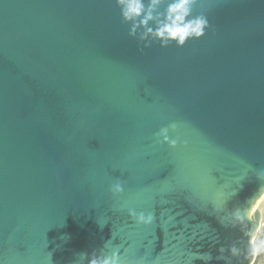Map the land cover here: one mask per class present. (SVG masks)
Returning a JSON list of instances; mask_svg holds the SVG:
<instances>
[{"label":"water","instance_id":"obj_1","mask_svg":"<svg viewBox=\"0 0 264 264\" xmlns=\"http://www.w3.org/2000/svg\"><path fill=\"white\" fill-rule=\"evenodd\" d=\"M194 11L204 37L141 54L115 0H0V264L107 242L127 264H225L231 212L264 183V0ZM171 121L187 147L155 142Z\"/></svg>","mask_w":264,"mask_h":264},{"label":"clouds","instance_id":"obj_2","mask_svg":"<svg viewBox=\"0 0 264 264\" xmlns=\"http://www.w3.org/2000/svg\"><path fill=\"white\" fill-rule=\"evenodd\" d=\"M199 3L200 0H115L122 22L129 26L127 34L137 41L141 54L153 45L182 48L189 40L204 37L212 26L205 12L194 11ZM178 129L176 121L161 126L153 134L155 142L170 149L187 147V140L180 141ZM254 171L264 182V168ZM108 190L113 196H119L125 187L120 179H116ZM127 214L132 221L145 226L153 224L156 219L154 212L137 211L133 207L127 209ZM226 227L236 229L240 236L219 250L225 264L233 261L237 264H264V183L260 184L258 194L231 212V221ZM195 255L197 259L207 257L205 262L212 259L210 253L197 252ZM79 257L84 259V264H127L119 247L110 246L108 242L99 253L93 251Z\"/></svg>","mask_w":264,"mask_h":264}]
</instances>
